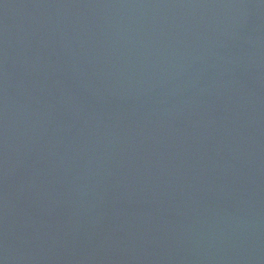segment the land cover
<instances>
[{"label":"water","instance_id":"1","mask_svg":"<svg viewBox=\"0 0 264 264\" xmlns=\"http://www.w3.org/2000/svg\"><path fill=\"white\" fill-rule=\"evenodd\" d=\"M0 264H264V0H0Z\"/></svg>","mask_w":264,"mask_h":264}]
</instances>
